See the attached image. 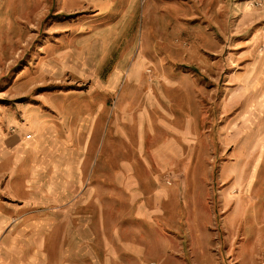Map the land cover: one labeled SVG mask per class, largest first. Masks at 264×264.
Segmentation results:
<instances>
[{
	"label": "rangeland",
	"instance_id": "obj_1",
	"mask_svg": "<svg viewBox=\"0 0 264 264\" xmlns=\"http://www.w3.org/2000/svg\"><path fill=\"white\" fill-rule=\"evenodd\" d=\"M30 112L92 171L0 264H264V0H0V148ZM96 195L104 221L78 209Z\"/></svg>",
	"mask_w": 264,
	"mask_h": 264
},
{
	"label": "crops",
	"instance_id": "obj_2",
	"mask_svg": "<svg viewBox=\"0 0 264 264\" xmlns=\"http://www.w3.org/2000/svg\"><path fill=\"white\" fill-rule=\"evenodd\" d=\"M67 3L65 1V9H68ZM84 28L86 26L79 27ZM118 36L120 35H117L120 39ZM90 39L91 43L100 40L96 35L88 40ZM86 40L79 43L87 42ZM83 58H87L83 53L75 58L71 54L67 55L63 64L65 70L82 71L80 61ZM89 58L94 59V56ZM114 76L116 77L111 80L110 86L115 85L116 78L120 77L116 72ZM49 106L54 110L51 103ZM98 109L95 114L88 113L83 117L85 124L92 125L103 121L100 115L102 106ZM30 114L32 119L43 123L44 128L30 136L21 134L19 141L26 140V146L0 148V185H4L3 188L0 187V252L12 250L19 242L18 235L28 232L32 234L31 241L35 244L37 241L35 248L41 249L42 235L55 225L56 220L74 218L73 211L77 205H72V189L83 183L84 173L86 181L89 171H92L89 170L88 163L93 160L89 159L90 151L87 148H73L70 138L61 135L59 123L55 120L51 122L52 125H47L40 112ZM29 119L30 122H35L29 117L26 121ZM90 156L96 158V153ZM3 196H8L7 200ZM78 203L79 210H87L92 206L95 209V220H103V200L100 196L96 195L91 200L82 198ZM98 230L99 228L96 231ZM5 235L7 238L3 241ZM98 240L96 237L94 241L97 246L100 245Z\"/></svg>",
	"mask_w": 264,
	"mask_h": 264
}]
</instances>
